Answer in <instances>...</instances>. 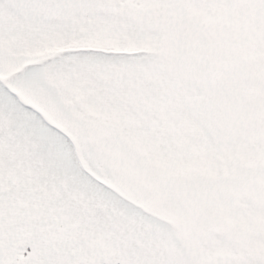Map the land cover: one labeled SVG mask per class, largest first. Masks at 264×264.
<instances>
[{
	"label": "snow or ice",
	"instance_id": "6c2138e0",
	"mask_svg": "<svg viewBox=\"0 0 264 264\" xmlns=\"http://www.w3.org/2000/svg\"><path fill=\"white\" fill-rule=\"evenodd\" d=\"M0 264H264V0H0Z\"/></svg>",
	"mask_w": 264,
	"mask_h": 264
}]
</instances>
